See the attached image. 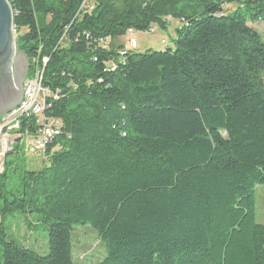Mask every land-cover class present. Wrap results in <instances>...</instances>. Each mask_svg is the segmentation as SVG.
<instances>
[{
    "label": "trees",
    "instance_id": "trees-1",
    "mask_svg": "<svg viewBox=\"0 0 264 264\" xmlns=\"http://www.w3.org/2000/svg\"><path fill=\"white\" fill-rule=\"evenodd\" d=\"M8 1L26 79L41 69L50 93L0 158V264H77L78 225L95 264H264V40L248 25L264 0ZM172 19V46L129 48ZM54 122L28 167L23 138ZM12 212L46 227L44 254L6 232Z\"/></svg>",
    "mask_w": 264,
    "mask_h": 264
},
{
    "label": "rangeland",
    "instance_id": "rangeland-1",
    "mask_svg": "<svg viewBox=\"0 0 264 264\" xmlns=\"http://www.w3.org/2000/svg\"><path fill=\"white\" fill-rule=\"evenodd\" d=\"M233 7L225 6L228 11ZM226 10V11H227ZM248 25L255 30H257L263 40H264V22H254L248 23ZM178 26L175 20H171L165 29L156 28L155 32H144L135 31L133 33L134 38L137 41V51L144 52L148 49L161 50L163 42L168 43L172 46V38L174 37V32ZM128 35L118 39V42L123 43L128 48ZM26 80V79H25ZM28 135V134H27ZM23 146L20 145L18 148V155L27 156L26 164L28 167L36 168L37 164H41V157L37 153H26L24 147H30L32 139L29 137L23 138ZM27 151V152H28ZM17 156L15 153L8 154L7 160ZM38 156V157H33ZM255 200H256V221L260 224H264V184L258 185L255 188ZM3 225L8 234H11L15 239L19 240L21 243L29 245L30 248L34 249L39 254H44L47 249V230L46 227L37 222L35 214H24L20 212L7 213L3 216ZM30 224V230L28 231L25 227V223ZM75 233L73 231V248L72 256L74 262L77 264H95L100 260L104 254L105 250L102 244L99 242L97 233L89 225H78L75 226ZM30 232V233H29ZM38 241V244L35 242Z\"/></svg>",
    "mask_w": 264,
    "mask_h": 264
},
{
    "label": "built area",
    "instance_id": "built-area-1",
    "mask_svg": "<svg viewBox=\"0 0 264 264\" xmlns=\"http://www.w3.org/2000/svg\"><path fill=\"white\" fill-rule=\"evenodd\" d=\"M87 0H83L82 6L86 7ZM129 48H135L137 41L134 37L128 40ZM45 61V60H44ZM42 70L36 69L33 76L26 79L22 86V101L10 111L0 115V158L5 151L10 149L13 141L12 132L19 126L21 119L42 118L45 109V98L50 93L41 83ZM56 123H44L38 131V135L31 142V145L41 149L57 134Z\"/></svg>",
    "mask_w": 264,
    "mask_h": 264
},
{
    "label": "water",
    "instance_id": "water-1",
    "mask_svg": "<svg viewBox=\"0 0 264 264\" xmlns=\"http://www.w3.org/2000/svg\"><path fill=\"white\" fill-rule=\"evenodd\" d=\"M13 11L8 0H0V115L22 101V86L29 69L27 56L16 43ZM22 68L18 70L17 64Z\"/></svg>",
    "mask_w": 264,
    "mask_h": 264
},
{
    "label": "flooded vegetation",
    "instance_id": "flooded-vegetation-1",
    "mask_svg": "<svg viewBox=\"0 0 264 264\" xmlns=\"http://www.w3.org/2000/svg\"><path fill=\"white\" fill-rule=\"evenodd\" d=\"M17 68H18V70H20V69L22 68V64H21V62H18V64H17Z\"/></svg>",
    "mask_w": 264,
    "mask_h": 264
}]
</instances>
